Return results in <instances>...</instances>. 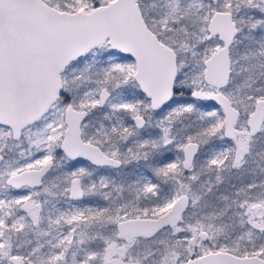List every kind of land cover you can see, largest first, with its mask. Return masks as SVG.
<instances>
[{
    "label": "snow or ice",
    "instance_id": "1",
    "mask_svg": "<svg viewBox=\"0 0 264 264\" xmlns=\"http://www.w3.org/2000/svg\"><path fill=\"white\" fill-rule=\"evenodd\" d=\"M0 264H264V0H0Z\"/></svg>",
    "mask_w": 264,
    "mask_h": 264
}]
</instances>
